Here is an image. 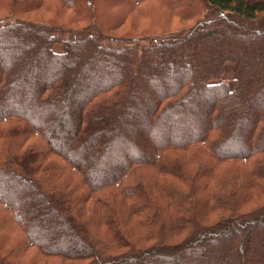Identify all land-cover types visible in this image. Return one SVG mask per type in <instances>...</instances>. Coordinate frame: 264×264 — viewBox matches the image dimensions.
<instances>
[{
    "label": "trees",
    "instance_id": "1",
    "mask_svg": "<svg viewBox=\"0 0 264 264\" xmlns=\"http://www.w3.org/2000/svg\"><path fill=\"white\" fill-rule=\"evenodd\" d=\"M57 1L68 15L53 27L0 16V54L10 49L23 63L0 69V140L13 143L0 146L9 184L0 203L19 208L22 222L48 213L47 202L58 221L29 231L23 221L29 243L79 264H264V0ZM148 1L176 24L193 22L169 34H109ZM95 56L113 67L96 69ZM113 68L118 76L103 84ZM47 105L64 106V116L44 120ZM226 125L243 136L229 137ZM31 135L41 146L18 154ZM54 156L68 163L64 181L47 162ZM70 169L82 173L72 186ZM198 207L212 216L207 224Z\"/></svg>",
    "mask_w": 264,
    "mask_h": 264
},
{
    "label": "rangeland",
    "instance_id": "2",
    "mask_svg": "<svg viewBox=\"0 0 264 264\" xmlns=\"http://www.w3.org/2000/svg\"><path fill=\"white\" fill-rule=\"evenodd\" d=\"M0 1H2V5L0 6V16L6 17V16L11 15V16L16 17V14H14V13H18L23 18H25L31 22H34L37 25H41V26H45V27H53V26H55L54 24H62V22H66L64 20V12L66 13V10H64V7L58 6L57 0H43L42 4H40L37 1H34V3H31L30 2L31 0H30L29 2L24 4L23 10H19L18 6H16V5L13 8L9 7L8 3L11 0H0ZM12 1H15V0H12ZM21 1H25V0H21ZM143 5L146 6V8L136 9L134 11H131L129 13L128 18L124 21V23L122 25L118 26L116 28L117 30H113V33L111 32L109 34L119 35L123 31L125 32L128 30L137 34V33L142 32V30L144 28H151L152 30L150 31V33H157V34L162 35V34L173 33L174 31L176 32L175 29H177L179 26H182V25H183V27L187 28L193 22V21H188V22L179 21L181 23L176 24L178 19H171L170 14L168 13L167 10H165L164 7H162V5H160L158 3H154L153 1H148L147 3H145ZM10 6H12V5L10 4ZM66 15H68V14L66 13ZM60 17H62L60 19L62 22H60L58 20ZM68 23L70 24L69 27L74 28V29L81 28L82 26L85 25V24H80L77 22H75V23L68 22ZM91 24L92 23H90L88 26H90ZM106 24H107V26H106L107 28L105 30H112V28H108V27L112 26V23L107 22ZM118 31H120V32L116 33ZM120 35H125V34H120ZM125 37H131V36L125 35ZM13 56H14V53H12L10 51V49L8 50V52L6 54H0V57H2L3 61L5 62L4 66L0 65V69L8 68V70H9L11 65H13L14 67H20L23 65V63H21L19 61L20 57L15 56L13 59ZM15 63H18V64H15ZM95 63H96V66H95L96 69H100V70H104V71H107L106 69H109L108 65L109 66L111 65L107 61H103L102 58H100V57H96ZM111 66L113 67V65H111ZM106 67H108V68H106ZM165 69H167V68H165ZM165 69L162 70V72L160 73V76H159V78H161V79L163 78V80L166 79V75L168 73V70H165ZM111 70L112 71L106 72V74H108V76L106 77L105 80H102L103 84H109L110 82H112L114 80V78H116V76H118L117 69L113 68ZM232 78H233V69L230 65H227L225 68V71H224V78H222V79L229 83ZM19 85H20V83L17 86L18 88H20V89L24 88L23 86H21V85L19 86ZM24 96L26 97V91L20 92L18 94L16 101H18V103H21L22 98H25ZM258 98L261 101L263 100L262 96H260ZM71 106L72 105L69 103L68 110L71 109ZM38 107H40V106H38ZM42 108H44L43 105H41L40 110ZM28 109H30V108H28ZM64 110H65L64 106L61 109H59V108L54 109V108H52L51 105H47L46 110H44V112H46V116H44V120L54 119L56 116L62 117V116H64ZM259 112H260L259 110H256V115ZM204 118H205V115L201 113V114H199L197 121L198 122L202 121V120H204ZM118 120L120 122V118ZM4 127L7 128V126H5V124H4ZM225 127H226V129H228V136L229 137H233L235 139L237 137L239 138V137L243 136V134L241 133V130L239 128V125L237 127L226 125ZM193 129H195V127ZM10 135H12V134H10ZM21 138H23V136H20L18 138V141ZM41 141H43L42 138L37 137V135H31L30 137L27 138V140L23 139V142H24L23 144H21V143L16 144L14 146V148L17 150L18 154H22L24 151L30 152V150H32V147L36 148L37 146H41V144H40ZM0 142H1L0 146L2 144H5V143H6V146L13 145L12 142L4 141V139H1ZM31 144L33 145L32 147H31ZM199 145L203 146L202 143H199ZM11 151H10V154H11ZM19 151H21V152H19ZM84 153H85V150H84ZM87 155H89V154H86V156ZM47 162H51L52 165H53V163H55V165H53V169L56 168L55 172H57L56 174H53V176L56 177L55 179L60 178V179H62V181H64V177H65L64 176V169L66 170V163L67 162L64 160L58 159L56 156L52 157V159H49ZM241 163H243V162H241ZM228 165H226V164L220 165L219 169H217V172L218 173L226 172L227 171L226 168L229 167ZM94 168H96L98 170L100 168H102V163L100 160L98 161V165L94 164ZM70 172L74 174V176H70L67 174V177H69L71 179L70 186H72L74 184V182H76V181L80 182L81 177H82L81 176L82 173L81 172L77 173L74 169H70ZM7 180L8 179H7L6 175H3V174L0 175V194L4 193L5 188H9V184L7 183L8 182ZM181 182L183 185H185L184 180ZM228 189H231V188H228ZM251 190L253 191V189H251ZM77 195H79V194H77ZM227 195H228V191H226V193H224L223 196L227 197ZM11 197H12V195H11ZM41 198L44 201V198L43 197H41ZM257 199H258V197H257ZM5 204L6 203H0V264H8V263H12V262H13V264H79L80 263V262H76L74 260L66 259L64 256L59 257V256L46 255V254L42 253L40 250H38L35 246L31 245L28 241V238L26 237L25 231L23 230L22 224H24L23 221H25V220L22 219V222H21V220L19 219V212H18V219H19V222L21 223L20 224L17 221L16 212L14 210L17 208H15L13 205L12 206H10V205L6 206ZM92 204L95 208L98 209V207L96 206V204H94V202H92ZM253 204H251V205L247 204V206H250V209L247 210V208L244 207L243 209L240 210V212L250 211L251 209L255 208L256 205L254 206ZM261 204H264V201ZM46 205H47V207H49L48 209L50 212L48 211V213H53L55 215L56 213L53 211L51 205H48V203L45 202V206ZM17 210H19V208ZM78 212L80 214L85 213V212H83V210L78 211ZM48 213H47L46 209H40L38 212H35L29 218V221L28 220L25 221V227L24 228H27V230L29 231L30 228L35 229V226L38 229H40V228L44 229L46 226H49V225H50V228H52V226H58V221L55 218V216L52 217V215H51V217H50L49 216L50 214H48ZM207 214L208 213H206V210H204L202 208L200 209L198 207L197 219H199L201 222L207 224L209 222V218L210 219L212 218V216L209 217V215H207ZM217 217H219V216L214 217L213 221L215 220V218L217 219ZM133 222H137V221L134 219ZM38 226H40V227H38ZM67 227H66V229H62V232H63L64 237H67L68 239H70L68 234H69V232L72 233L74 231H73L71 226L68 228ZM130 227L132 228L133 226L130 225ZM137 227H138L139 232H136V233L141 234L142 231H140L139 226H137ZM255 227H257L256 223L253 225L252 229H251V227L248 229H251V231H252ZM192 228L193 227L190 224L189 228L186 229L187 234L189 233V230ZM100 229H101L102 233H103V231L106 232V229H104L103 227L98 228V230H100ZM47 235H50V234H47ZM72 239L73 238H71V240ZM175 241L178 242V239H175ZM82 242H83V240L80 241L79 243L84 244V242H86V241H84L83 243ZM173 243H176V242H173ZM141 247H142V245H141ZM123 251H124V249L120 250V252H123ZM110 252H111L110 255H112L115 252V249L110 250ZM120 252H118V253H120ZM87 263H88V260L82 261V264H87Z\"/></svg>",
    "mask_w": 264,
    "mask_h": 264
}]
</instances>
